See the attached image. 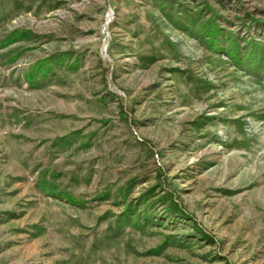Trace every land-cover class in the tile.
Here are the masks:
<instances>
[{
  "label": "rangeland",
  "instance_id": "obj_1",
  "mask_svg": "<svg viewBox=\"0 0 264 264\" xmlns=\"http://www.w3.org/2000/svg\"><path fill=\"white\" fill-rule=\"evenodd\" d=\"M0 264H264V0H0Z\"/></svg>",
  "mask_w": 264,
  "mask_h": 264
},
{
  "label": "bare ground",
  "instance_id": "obj_2",
  "mask_svg": "<svg viewBox=\"0 0 264 264\" xmlns=\"http://www.w3.org/2000/svg\"><path fill=\"white\" fill-rule=\"evenodd\" d=\"M111 14V13H110ZM107 20V19H106ZM108 20H109V18H108ZM109 22V21H108Z\"/></svg>",
  "mask_w": 264,
  "mask_h": 264
}]
</instances>
